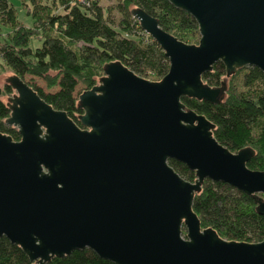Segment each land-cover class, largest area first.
<instances>
[{
	"label": "water",
	"instance_id": "water-1",
	"mask_svg": "<svg viewBox=\"0 0 264 264\" xmlns=\"http://www.w3.org/2000/svg\"><path fill=\"white\" fill-rule=\"evenodd\" d=\"M198 24V45L162 29L144 10L140 27L162 48L169 70L159 82L110 62L78 106L81 127L12 72L15 96L0 132V238L31 262L47 264L89 248L115 264H264V239L236 242L200 226L193 196L205 179L252 195L264 215V171L247 167L253 150L231 152L202 114L181 97L218 102L225 87L201 75L221 61L227 75L255 66L264 73V0H168ZM184 163L194 181L168 163ZM184 230V232H183Z\"/></svg>",
	"mask_w": 264,
	"mask_h": 264
},
{
	"label": "trees",
	"instance_id": "trees-1",
	"mask_svg": "<svg viewBox=\"0 0 264 264\" xmlns=\"http://www.w3.org/2000/svg\"><path fill=\"white\" fill-rule=\"evenodd\" d=\"M24 4L25 24L8 0H0V69L10 70L29 84L48 104L66 112L80 127L79 95L97 84L110 62H120L135 74L160 81L169 70L162 48L132 15L142 9L159 26L184 43L199 44V27L185 11L168 0H118L119 17L111 18L99 0H30ZM41 79L47 90L35 83ZM154 79V78H153ZM204 84L222 87L216 103L183 96L185 108L204 115L214 126L215 139L231 152L253 150L248 168L264 171V73L255 66L238 68L227 75L221 61L201 75ZM83 89L75 95L76 88ZM14 91L5 82L0 88V132L19 140L15 127L6 124L10 108L2 96ZM171 167L185 180L194 181L195 172L184 163L169 159ZM252 195L220 181L205 179L194 193L192 210L202 229L211 228L227 241L253 243L264 239V215L256 212ZM184 232V230H183ZM0 264H36L22 249L0 238ZM47 264H115L100 258L89 248L53 257Z\"/></svg>",
	"mask_w": 264,
	"mask_h": 264
},
{
	"label": "rangeland",
	"instance_id": "rangeland-1",
	"mask_svg": "<svg viewBox=\"0 0 264 264\" xmlns=\"http://www.w3.org/2000/svg\"><path fill=\"white\" fill-rule=\"evenodd\" d=\"M99 1L105 7V9L111 10V18H113L116 21L118 19V17H119V14H118L117 10L115 9V4L118 2V0H99ZM8 3L14 7V9L16 10V13L18 15V18L21 21H23L25 24H28L30 22V19L27 16H25V12L23 10L24 9V4H31L30 0H8ZM199 39H200V34H199V38L197 37V38H194L193 40L197 41ZM188 44H190V43H188ZM192 44L195 45L196 43L193 42ZM6 72H11V71L10 70H1L0 69V88H3L4 85H5L6 80L4 78V75L6 74ZM148 79L149 80L150 79L158 80L155 77H153V75H148ZM35 83L38 86L42 87L44 89V91H46V92L55 90V89L47 90L45 85H44V82L41 79H36ZM82 89H83L82 86H78L76 88L75 95L78 96V91H80ZM6 96H8V97L15 96V91H12L11 94H8V95L6 94Z\"/></svg>",
	"mask_w": 264,
	"mask_h": 264
}]
</instances>
